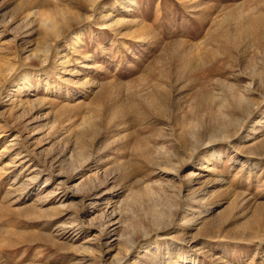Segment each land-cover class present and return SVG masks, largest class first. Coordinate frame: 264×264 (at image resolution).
I'll list each match as a JSON object with an SVG mask.
<instances>
[{"label":"rangeland","instance_id":"374dc122","mask_svg":"<svg viewBox=\"0 0 264 264\" xmlns=\"http://www.w3.org/2000/svg\"><path fill=\"white\" fill-rule=\"evenodd\" d=\"M91 4L0 0V264H264V0Z\"/></svg>","mask_w":264,"mask_h":264},{"label":"bare ground","instance_id":"6f19581e","mask_svg":"<svg viewBox=\"0 0 264 264\" xmlns=\"http://www.w3.org/2000/svg\"><path fill=\"white\" fill-rule=\"evenodd\" d=\"M90 1H92V4H91V6L93 7V5H94V3H95V1L96 0H90ZM89 2V1H88ZM46 24H48L47 22H45ZM44 23V24H45ZM50 24V23H49ZM241 29V28H240ZM259 31V30H258ZM246 32V31H245ZM245 35V34H244ZM48 51V50H47ZM46 51V52H47ZM48 53V52H47ZM47 56H45V58H44V60H42V62H45L46 60H47ZM1 78H2V76H1V73H0V80H1ZM221 131H222V129H221ZM208 136V135H207ZM226 137H224L223 135H222V132H219L218 131V133H216V132H213L212 134H209V136H208V142L206 143V144H211V143H213V142H215V141H220V140H223V139H225ZM200 143V144H199ZM199 143H195L194 145H193V149H198V147H200L201 145H202V142H199ZM199 144V145H198ZM77 168H82V166H76ZM77 168H75V171H76V169ZM63 173H59V175L60 176H63L62 175ZM58 175V176H59ZM76 188H78L77 187V185H76ZM114 213H116V211L114 210V209H112L111 210V212H110V215L112 216ZM122 246H123V248L125 249V250H131V246H132V242H130V240L129 241H125L123 244H122ZM134 248V247H133ZM126 251V252H127ZM132 251V250H131ZM130 251V252H131ZM116 263L118 264V263H120V260H118V261H116Z\"/></svg>","mask_w":264,"mask_h":264}]
</instances>
